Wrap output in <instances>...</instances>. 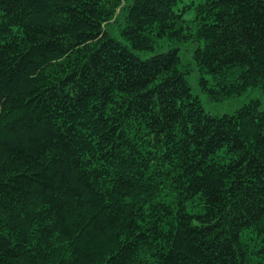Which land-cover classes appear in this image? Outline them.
Segmentation results:
<instances>
[{
	"label": "trees",
	"instance_id": "obj_1",
	"mask_svg": "<svg viewBox=\"0 0 264 264\" xmlns=\"http://www.w3.org/2000/svg\"><path fill=\"white\" fill-rule=\"evenodd\" d=\"M177 1L0 0V264H264V0Z\"/></svg>",
	"mask_w": 264,
	"mask_h": 264
},
{
	"label": "rangeland",
	"instance_id": "obj_2",
	"mask_svg": "<svg viewBox=\"0 0 264 264\" xmlns=\"http://www.w3.org/2000/svg\"><path fill=\"white\" fill-rule=\"evenodd\" d=\"M203 0H178L177 1V5L174 7L176 11H179L182 14V17L184 20H186L187 22H190L194 15H195V9L194 7L202 2ZM196 92H199V94L201 95L202 99L204 100V104L207 108L211 109L213 112H222V111H228V106L229 111H231L234 106L240 104L242 101H245L247 98L249 97H260L261 94L259 93V91L257 90H253L250 91L248 93V95L245 96H241L237 99H233V100H227L225 102L222 103H213V104H209L208 102H206L205 100V95L203 93H201L199 90H195ZM264 98V95L262 96Z\"/></svg>",
	"mask_w": 264,
	"mask_h": 264
}]
</instances>
